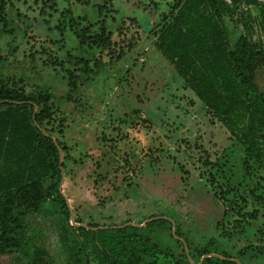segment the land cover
<instances>
[{"label": "rangeland", "instance_id": "obj_1", "mask_svg": "<svg viewBox=\"0 0 264 264\" xmlns=\"http://www.w3.org/2000/svg\"><path fill=\"white\" fill-rule=\"evenodd\" d=\"M8 1V23L0 30V48L9 57L3 72L23 78L26 93L50 87L55 95L53 120L67 125L64 139L77 159L63 184L75 222L125 226L165 216L208 249L196 264L207 258L206 264H264V181L260 175L242 180L243 145L154 45L169 0H156L158 6L154 0ZM71 18L93 31L105 20L114 41L125 18L138 33V46L109 64L107 50L81 46ZM78 55L91 65L99 57L106 67L88 74L77 100L69 101L64 76ZM208 154L211 161L220 157L222 166H207ZM25 220L45 264H81V238L71 235L62 203L47 202ZM82 247L90 264H110L108 247L96 235ZM0 264L33 262L14 248L0 253Z\"/></svg>", "mask_w": 264, "mask_h": 264}, {"label": "trees", "instance_id": "obj_2", "mask_svg": "<svg viewBox=\"0 0 264 264\" xmlns=\"http://www.w3.org/2000/svg\"><path fill=\"white\" fill-rule=\"evenodd\" d=\"M56 2L44 0L49 6ZM8 3L0 0V30L8 23ZM167 7L157 21L155 47L209 113L243 145L242 180L249 183L260 175L264 181V0H169ZM99 12L103 14L101 8ZM105 23L101 20L99 30L93 31L90 25L80 27L77 20H70L81 46L107 50L108 63L113 64L136 48L140 38L123 18L118 28L121 38L114 41ZM74 59L75 68L67 69L64 76L69 101L77 100L91 80L88 74L106 67L99 57L94 65L85 56ZM7 62L9 57L0 48V253L21 248L33 264H45L26 233L25 218L44 211L47 202L63 204L71 235L80 236L82 246L90 234L103 241L110 264H196L197 256L209 253L175 220L174 232L172 220L163 216L143 225V221L125 226L76 223L62 179L77 159L64 139L67 125L53 120L55 95L50 87L26 93L23 78L3 72ZM220 159L211 161L208 154L205 164L222 166ZM82 246L80 263L90 264Z\"/></svg>", "mask_w": 264, "mask_h": 264}, {"label": "water", "instance_id": "obj_3", "mask_svg": "<svg viewBox=\"0 0 264 264\" xmlns=\"http://www.w3.org/2000/svg\"><path fill=\"white\" fill-rule=\"evenodd\" d=\"M61 157H63V153L61 152ZM65 181V176L63 175V179H62V184H63V182ZM61 184V185H62ZM72 217H73V213L71 214V219H72ZM163 217H165V216H163ZM156 217H153V218H149L148 220H146L144 223H146V222H148V221H151V220H153V219H155ZM165 218H169V217H165ZM169 219H171V218H169ZM172 220V222H173V231L175 232V229H176V224H175V222H174V220L173 219H171ZM143 223V224H144ZM143 224H141V225H143ZM193 262V261H192Z\"/></svg>", "mask_w": 264, "mask_h": 264}]
</instances>
